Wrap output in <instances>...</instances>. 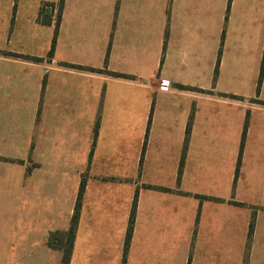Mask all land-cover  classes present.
Here are the masks:
<instances>
[{
  "label": "crops",
  "instance_id": "obj_1",
  "mask_svg": "<svg viewBox=\"0 0 264 264\" xmlns=\"http://www.w3.org/2000/svg\"><path fill=\"white\" fill-rule=\"evenodd\" d=\"M263 59L264 0H0V264L81 185L69 264H264Z\"/></svg>",
  "mask_w": 264,
  "mask_h": 264
},
{
  "label": "trees",
  "instance_id": "obj_2",
  "mask_svg": "<svg viewBox=\"0 0 264 264\" xmlns=\"http://www.w3.org/2000/svg\"><path fill=\"white\" fill-rule=\"evenodd\" d=\"M59 20V14L57 16V21ZM41 23L43 24H50V16L46 15H41ZM55 40H56V33L52 39V44H51V50L48 55H51L52 50L55 45ZM264 72V59L261 65V70H260V76L263 75ZM189 129H187V135H188ZM82 188L83 186L81 185V188L78 193L75 209H74V214L71 219V224L69 230L65 234H61L59 232H56L55 234H52L48 241H47V246L51 249H58L62 252V260L61 264H69L70 257H71V252H72V243L73 239L75 236V231H76V225H77V220L79 216V208H80V200H81V193H82ZM135 201L133 202V207L131 210L130 218H129V225L128 229L126 232V238H125V243H124V254L126 252L130 235H131V229H132V224L134 220V213H135Z\"/></svg>",
  "mask_w": 264,
  "mask_h": 264
},
{
  "label": "built area",
  "instance_id": "obj_3",
  "mask_svg": "<svg viewBox=\"0 0 264 264\" xmlns=\"http://www.w3.org/2000/svg\"><path fill=\"white\" fill-rule=\"evenodd\" d=\"M45 9L49 12L51 17H57L59 14L58 10L56 8L51 7V6H46Z\"/></svg>",
  "mask_w": 264,
  "mask_h": 264
},
{
  "label": "rangeland",
  "instance_id": "obj_4",
  "mask_svg": "<svg viewBox=\"0 0 264 264\" xmlns=\"http://www.w3.org/2000/svg\"><path fill=\"white\" fill-rule=\"evenodd\" d=\"M51 7H53V6H51ZM53 8H55V7H53ZM46 12L48 13L47 15L50 16V18H51V15L49 14V12L47 10H46ZM56 19H57V17H56Z\"/></svg>",
  "mask_w": 264,
  "mask_h": 264
}]
</instances>
